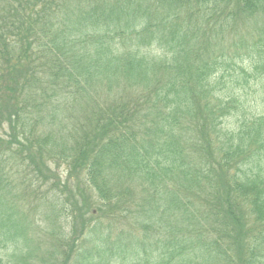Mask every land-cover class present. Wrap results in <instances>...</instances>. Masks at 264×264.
I'll return each mask as SVG.
<instances>
[{"label": "trees", "instance_id": "obj_1", "mask_svg": "<svg viewBox=\"0 0 264 264\" xmlns=\"http://www.w3.org/2000/svg\"><path fill=\"white\" fill-rule=\"evenodd\" d=\"M0 249L264 264V0H0Z\"/></svg>", "mask_w": 264, "mask_h": 264}, {"label": "rangeland", "instance_id": "obj_2", "mask_svg": "<svg viewBox=\"0 0 264 264\" xmlns=\"http://www.w3.org/2000/svg\"><path fill=\"white\" fill-rule=\"evenodd\" d=\"M7 132H8V128L6 127V129H5ZM64 165H62L60 168H59V170H64ZM60 172V171H59ZM60 175L62 176V177H64L65 176V172L64 173H60ZM73 182L74 181H71L70 182V184L72 185L73 184ZM69 208V207H68ZM93 209H94V206H93ZM64 221H65V219L64 218H61V219H58L57 220V222H56V225L57 226H60V228H62V226H63V224H64ZM37 223L39 224V223H41V224H43L41 221H37ZM67 226H65V228H66ZM63 229V228H62ZM61 229V230H62ZM67 229V228H66ZM69 232L70 231H68V234H69ZM6 253H7V251H3V250H1L0 249V264H6V259H7V255H6ZM86 262H87V260H85V261H83V263L81 262V264H86Z\"/></svg>", "mask_w": 264, "mask_h": 264}]
</instances>
